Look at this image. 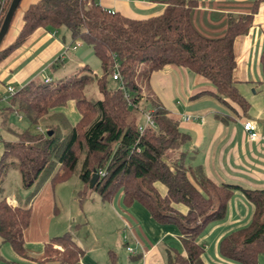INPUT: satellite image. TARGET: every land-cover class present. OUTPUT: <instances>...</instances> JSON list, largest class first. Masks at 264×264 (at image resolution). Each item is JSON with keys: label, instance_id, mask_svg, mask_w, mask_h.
I'll return each instance as SVG.
<instances>
[{"label": "trees", "instance_id": "1", "mask_svg": "<svg viewBox=\"0 0 264 264\" xmlns=\"http://www.w3.org/2000/svg\"><path fill=\"white\" fill-rule=\"evenodd\" d=\"M12 0L0 1V26ZM163 12L145 20L130 19L107 11L96 0H38L23 14V24L9 46H0V63L37 29L65 30L71 45L88 47L98 59L103 75L98 77L84 65L59 79L31 80L15 89L12 96L0 98L1 127L14 137L3 142L0 156V239L13 260L0 255V264H77L82 251L70 233L51 238L43 255L32 259L24 247V232L30 224L33 201L15 206L7 203L4 183L9 172H18L24 189L48 174L52 185L77 175L83 184L79 198L87 191L102 200L122 193V203L143 206L159 224L173 225L181 234L184 256L170 264H202L199 235L212 222L221 221L228 202L240 192L252 205L249 224L226 235L219 243L220 256L235 264H258L264 255V190H251L232 184H215L201 166H185L183 146L189 137L153 96L147 94L153 72L173 65L207 80L213 96L221 104L250 108L233 81L236 67L234 41L250 29L256 4L250 15L230 17L222 38L201 35L191 22L197 0H165ZM257 3V2H256ZM3 43V42H2ZM2 45V44H1ZM60 57L53 62L60 68ZM264 81V47L260 55ZM120 76L112 79L113 71ZM111 77L118 88L110 89ZM96 89L100 98L91 92ZM147 94V95H146ZM72 102L79 120L72 125L58 111ZM148 114L153 126L138 122ZM9 113L25 119L33 131L18 132L9 122ZM143 127L142 133L139 128ZM51 132L49 136L48 133ZM79 167V169H77ZM77 173V174H76ZM99 175L92 188L90 180ZM165 188V195L157 192ZM187 209L185 215L175 206ZM56 248H60L59 250Z\"/></svg>", "mask_w": 264, "mask_h": 264}, {"label": "crops", "instance_id": "2", "mask_svg": "<svg viewBox=\"0 0 264 264\" xmlns=\"http://www.w3.org/2000/svg\"><path fill=\"white\" fill-rule=\"evenodd\" d=\"M37 1L21 0L12 20L16 30L14 40L22 28L24 12ZM164 2L96 0L107 11L135 20L160 15L165 8ZM254 4L250 29L235 39L233 47L236 62L233 81L249 103L246 114L234 104L226 106L215 99V90L207 80L173 65L150 75L147 94L159 101L178 124L179 130L189 137L182 148L187 154L185 166H201L205 175L217 185L227 183L264 190V81L260 63L264 47V0H197L191 22L201 35L211 39L222 38L230 17L250 15ZM70 43L65 30H35L0 63V88L7 84L19 89L18 85L23 87L39 75L44 79H59L70 73L76 65L71 62L70 54L82 46L68 49ZM59 57L63 63L57 71L52 65ZM66 58H69L70 66L66 65ZM58 111L72 125L79 120L72 102ZM246 122L255 126L259 135L256 142L250 141L244 132L243 124ZM50 184L48 179L31 205L30 224L23 236L30 258L41 257L45 244L65 233L73 236L82 251L77 264H170L178 254L185 255L177 227L157 223L138 203L126 207L122 203L121 192L118 197L117 193L104 201L97 194V197H91L92 192L87 191L84 200L79 199L78 210L66 214L62 222L52 224L49 206L56 207L54 187ZM79 186L83 189V184ZM156 189L159 195H165L162 185H157ZM175 208L183 215L187 212L181 205ZM252 214V205L242 193L235 192L228 202L224 218L210 223L197 239L203 249L202 264H235L220 256L219 243L229 233L246 227ZM7 259L13 260L12 257ZM20 264L38 263L21 260Z\"/></svg>", "mask_w": 264, "mask_h": 264}, {"label": "rangeland", "instance_id": "3", "mask_svg": "<svg viewBox=\"0 0 264 264\" xmlns=\"http://www.w3.org/2000/svg\"><path fill=\"white\" fill-rule=\"evenodd\" d=\"M13 23H15V22H12V24L10 26V30L3 40V43L1 45L2 48L9 46L10 43L12 42V40H14V38H15V36L13 34L16 30L13 26L14 25ZM86 49H88V47L81 46V48H79L76 51V53L70 54L71 55V57H70L71 62L73 61V63H75L76 65H75V67H73L74 70L69 71V72L70 73L75 72L77 69L80 68V67H78L79 65H87L93 71L94 74H96L98 77H101L103 75V73H102V69H101V66H100L98 59L93 55V53L90 49H89V51H86ZM66 65H69V66L71 65V64H69V58H66ZM55 70L58 71V69H55ZM57 71H55V72H57ZM70 73H68V74H70ZM49 74L52 75V77L54 75V74H51L50 71H49ZM33 80L43 81L44 78L39 75V76L33 77ZM29 81H31V79ZM107 81H108V87L110 89L113 90V89L118 88V86H119L118 83L113 82L111 77H109L107 79ZM7 87H10V86H7V84L1 86L0 98H2L5 95V91H6ZM18 87L21 88L19 85H18ZM91 92H93V95H91V97L94 96L96 98H100V95L96 89H92ZM0 106H1V108H4L5 104L1 102ZM145 113L146 112H142V114L138 116V122L140 124H143V122H145L144 121L145 120L144 119ZM8 122H9L10 126L18 132H24L26 130H30V131L34 130V129H31L29 127V124L25 119L19 121V116H17L15 113H9ZM77 122H78V120H77ZM4 141L13 142V141H15V138L8 135L5 132V130L1 127V119H0V156L3 152V142ZM77 169H79V167ZM48 179L50 181L48 174H46V175L42 174L38 178L37 182L35 183V185L32 188L24 189L20 183L19 173L18 172H9L7 174V177H6V180L4 183V187H5L6 195H7V203H9V205H11V206H15L16 205L15 202L19 203V204L26 203L28 200H30L31 195L34 192H36L37 190L39 191L40 188H42L43 184L46 181H48ZM80 183H81V181L79 180L78 176L74 175L73 177H71L66 182L53 185L56 209L53 206H49V213H50V217H51L50 221L52 224L62 222V220L65 218L66 214L71 213L72 211L78 210V208L80 207L79 193L82 190L81 187L79 186ZM118 196H119V193L116 197H118ZM91 197H97V196H96V194L91 193ZM34 200H35V198L33 199V201ZM33 201L32 202L29 201V204L33 205V203H34ZM76 224H79V223L76 222ZM74 228H72V229H74ZM56 249H58V248H56ZM0 255L2 257H4L5 259L11 258V256H12V252H11L10 248L7 245L2 244L1 239H0ZM258 264H264V255L259 256Z\"/></svg>", "mask_w": 264, "mask_h": 264}, {"label": "built area", "instance_id": "4", "mask_svg": "<svg viewBox=\"0 0 264 264\" xmlns=\"http://www.w3.org/2000/svg\"><path fill=\"white\" fill-rule=\"evenodd\" d=\"M1 1V5L4 6L6 4V2L8 0H0ZM120 1H129V0H120ZM1 15V14H0ZM112 79L114 81H119L120 80V76L116 70V67L113 71V74H112ZM15 90L13 87H7L6 88V97L8 96H12L14 94ZM145 121H146V124L149 125V126H153V123L149 117V115L147 114L146 115V118H145ZM243 130L244 132L247 134L248 138L250 141L252 142H256L259 138V135L258 133L256 132V129H255V126L250 123V122H246L243 124ZM143 131V127H140L139 128V133H142ZM98 175H102V173H99Z\"/></svg>", "mask_w": 264, "mask_h": 264}, {"label": "water", "instance_id": "5", "mask_svg": "<svg viewBox=\"0 0 264 264\" xmlns=\"http://www.w3.org/2000/svg\"><path fill=\"white\" fill-rule=\"evenodd\" d=\"M20 2H21V0H12L10 5H9V8H8L4 18H3L2 24L0 26V46H1L5 36L7 35V32L10 28L13 17H14V15H15L18 7H19ZM48 135L50 136L51 132H49ZM98 178H99L98 174H94L92 176V179L90 180V183H89V188L93 187V185L98 180Z\"/></svg>", "mask_w": 264, "mask_h": 264}]
</instances>
